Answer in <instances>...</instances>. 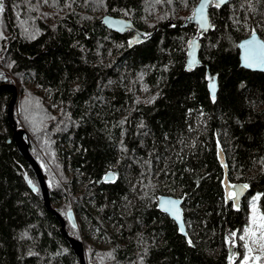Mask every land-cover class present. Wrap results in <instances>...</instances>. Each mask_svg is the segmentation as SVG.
Masks as SVG:
<instances>
[{
    "label": "trees",
    "instance_id": "trees-1",
    "mask_svg": "<svg viewBox=\"0 0 264 264\" xmlns=\"http://www.w3.org/2000/svg\"><path fill=\"white\" fill-rule=\"evenodd\" d=\"M198 2L3 0L0 85L18 87V126L70 236L105 242L85 241L88 264H240L249 200L264 213V72L240 67L238 49L253 29L264 40V0L213 3L204 33L187 22ZM106 15L140 34L108 29ZM10 99L0 96V264H79L12 140ZM220 151L229 182L248 185L239 208ZM162 195L183 201L186 236L159 210Z\"/></svg>",
    "mask_w": 264,
    "mask_h": 264
},
{
    "label": "water",
    "instance_id": "water-1",
    "mask_svg": "<svg viewBox=\"0 0 264 264\" xmlns=\"http://www.w3.org/2000/svg\"><path fill=\"white\" fill-rule=\"evenodd\" d=\"M231 1L232 0H227V3H224L221 6H224L228 3H230ZM202 2H203V0H199L197 6L194 9V13H196V9L199 7V5ZM213 3H215V0H208V7L205 8V15L208 18L209 28H210V20H209L208 13H209V7ZM194 13H193V16L187 20V22H192V23L196 24L202 33L207 32L209 30V28L207 31L202 29L200 27V23H199L198 19H196L194 17ZM101 23L103 25H105L108 29L119 32V33H125L128 31H136L137 34H140V32L134 26V24H132L130 21L123 19V18H116L113 16L106 15L101 19ZM255 34L257 36V39L264 42V40L259 36V34L257 32H255ZM249 39H251V35L249 37L241 40L239 45H238L240 67H242L246 70L253 71V72H264V70H262L260 68H248V67L244 66L245 49L240 47V45L244 44L245 41H247ZM200 50H201V42L199 39H197V38L196 39H190L188 41V52H187L188 60H187V62H188V68L189 69L198 67L200 65V59H199ZM213 83L215 84V97H216L218 87H217V80L215 78L212 79L210 82L209 92H210V95L212 97L211 85ZM5 92L11 94V99H10L8 107H7V118H8V121L10 123V126L13 130L12 140L17 145V147H18L20 153L22 154V156L24 157V159L29 163V165L34 170L36 177H37V180H38V183H39V188L41 190L42 197L44 200V205H45L47 211L50 212L51 214H53L57 218V220L60 222V225H61L60 231H61L62 235L64 236V238L69 242L71 249L74 252V254L78 257L79 264H88L87 250L85 248L84 242L81 239H75L72 236H70V234L66 228L65 218L51 204L49 187H48L46 178L44 176L42 167L30 151V144L32 141L30 134L27 132V130L25 128H19V126H18V121L15 117V109H16V105H17L18 97H19L17 85L13 84V83H6V84L0 85V96H1V94L5 93ZM219 158H220L221 164L224 165V172H225V176H226L224 183H223V187L226 191V199L228 202L233 201L232 199L228 198L229 193L230 192L239 193L238 200L235 202L233 201L234 206L236 208H239L241 206L242 200L245 198V196L248 192V187L243 188L244 184H241V183H236V184L230 183L229 179H228V167L226 166V158H225L223 151L219 152ZM115 177H116L115 173L109 172L108 174H106L104 179H105V181H113L115 179ZM241 189H242V191H241ZM166 200L178 201V204L176 205V207L179 208V210H180V220H176L170 213H166L162 210L163 206H167V205H164V201H166ZM182 206H183V201L179 198H176V197H173L170 195H162L158 198L159 210L162 213H164L165 215H167L170 219H172L177 224L179 229H180V225L183 224L184 225V233H182V234L184 236H186L187 235V226H186V222L184 219V212H183ZM69 220L73 225L77 224V218H76L73 210L69 214Z\"/></svg>",
    "mask_w": 264,
    "mask_h": 264
},
{
    "label": "snow or ice",
    "instance_id": "snow-or-ice-1",
    "mask_svg": "<svg viewBox=\"0 0 264 264\" xmlns=\"http://www.w3.org/2000/svg\"><path fill=\"white\" fill-rule=\"evenodd\" d=\"M47 2V0H45ZM227 3V0H215V7L219 8L222 4ZM208 7V0H203V2L196 9V13H194V17L198 19L200 23V27L205 31L208 30V18L205 15V8ZM3 11V0H0V12ZM240 47L245 49L244 55V66L248 68H260L264 70V42L257 39L255 34V29L252 30L251 39L245 41L244 44L240 45ZM212 89V99L215 101V84L211 85ZM30 183V182H29ZM248 185H244L243 188H247ZM242 191V189H241ZM229 199H232L234 202L238 200L239 193L230 192ZM260 197H254L252 201V214H251V223L248 227H245L242 232L243 234L239 236V240L245 241L242 246L246 250V254L243 256L241 264H249V261L258 262L261 260V256H253L251 255L253 252V248L250 246L248 242H246L247 238H251L252 243L258 244L259 248L262 252H264V213H261L257 206L256 201L259 200ZM178 201L174 200H166L164 201V205L162 210L166 213H170L176 220H180V210L176 207ZM180 231L184 233V225H180ZM186 234V233H185ZM236 237V233H230L229 243H234V238ZM189 245L192 244V241L188 240Z\"/></svg>",
    "mask_w": 264,
    "mask_h": 264
},
{
    "label": "rangeland",
    "instance_id": "rangeland-1",
    "mask_svg": "<svg viewBox=\"0 0 264 264\" xmlns=\"http://www.w3.org/2000/svg\"><path fill=\"white\" fill-rule=\"evenodd\" d=\"M17 113H19V111H17ZM257 196L258 195H256L255 197H257ZM253 198H251L249 200V202H248V209H249V211H248V214H247V226L246 227H248L250 225V223H251L252 201H253ZM256 206H257L258 210L261 212L260 206H259V200L256 201ZM242 234H243V232L240 235H242ZM82 241L84 243H85V241H87L90 244H92L94 247H102V246H105V242L103 240H98V236L95 235V234L86 237V233L85 232H82ZM242 242L244 243L245 241H242ZM246 242H248L250 244V246L253 248V252H252L251 255H253V256H257L258 255V256H261L262 257L261 260L258 261V262H255V264H264V252H262L260 250L259 245L252 243L251 238H247ZM245 254H246V250H245ZM249 264H254V262L253 261H249Z\"/></svg>",
    "mask_w": 264,
    "mask_h": 264
},
{
    "label": "bare ground",
    "instance_id": "bare-ground-1",
    "mask_svg": "<svg viewBox=\"0 0 264 264\" xmlns=\"http://www.w3.org/2000/svg\"><path fill=\"white\" fill-rule=\"evenodd\" d=\"M56 209V208H55Z\"/></svg>",
    "mask_w": 264,
    "mask_h": 264
}]
</instances>
